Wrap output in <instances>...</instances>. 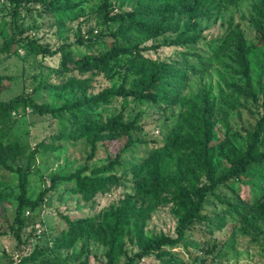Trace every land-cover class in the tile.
Segmentation results:
<instances>
[{
	"label": "trees",
	"instance_id": "obj_1",
	"mask_svg": "<svg viewBox=\"0 0 264 264\" xmlns=\"http://www.w3.org/2000/svg\"><path fill=\"white\" fill-rule=\"evenodd\" d=\"M85 1L7 0L13 6L10 30L17 32L3 37L0 53L10 56L23 48L26 54L34 56L58 54L56 68L39 78L32 76L36 82L33 90L44 89L56 96L67 95L62 104L38 103L32 93L23 91L2 99V92L7 89L3 81H11L13 76L0 74V166L17 175L14 223L18 228L15 234L20 237L19 229L26 210L36 212L47 192L58 184L70 186L71 191L81 196L84 202L107 193L120 180L117 173L122 154L134 144L147 145L150 141L153 145L148 147L147 155L131 167L134 193L96 215L75 218L65 215L66 227L56 243L64 249L78 246L73 259L78 260L85 255V263L89 256V253L85 254V247L94 241L105 247V262L101 264H134L149 255H154L161 264H177L171 257L179 253L172 249L182 246L191 252L192 244L187 242V233L203 221L214 224V219L205 212L209 195L215 196L216 190L229 182H237L238 188L247 185L248 179L263 188L264 0H249L247 13L241 16L252 29V35L248 34L247 27H242L241 22L230 16L224 34L212 41L213 58L224 56L226 61L221 62L224 71L239 75L241 79V83H224L228 94L224 97L222 92L225 90L221 89V110L211 90L205 86L195 92L184 93L191 76L205 73L211 66L212 60L208 56L196 52L195 48L181 51V64L176 65L177 62L158 60L145 53L156 51L161 44L143 43L151 38L175 34L164 43L185 49L194 47L203 37L204 27L199 26L201 19L217 17L244 0H121L126 1L129 8L118 11H114L111 0H98L100 3L93 10V17L107 30L100 28L97 36L110 38L106 49L99 52L91 51L93 37L90 36L98 24L87 30L90 35L86 37L78 28L75 40L54 50L48 44L40 43L33 34L25 32L21 10L28 11L41 5L62 26L66 21L83 15ZM90 19L91 16H85L82 22ZM57 31L59 36H63L64 31ZM74 45L83 46L86 51L78 53ZM258 50L261 51L258 56L261 63L255 58ZM256 64L259 67L254 73ZM96 76H103L107 81L116 78L117 83L89 92ZM49 77L63 80L54 83L49 81ZM254 82L258 90L254 88ZM117 97L122 99V109L102 119L97 109ZM249 101L256 108L247 105ZM143 102L150 103L161 112L180 107L174 124L158 145L152 139L147 141L137 136L143 131L141 117L144 111H124L129 103L136 107ZM240 108L248 111L251 120L233 130L227 118L234 110L241 117L240 111L236 112ZM26 110L41 116L50 115L61 123L64 120L70 129L52 138L81 140L88 148L82 166L52 174L49 184L35 197L28 195L31 160L41 148L57 147L40 140L26 152V145L20 141L5 140L14 118ZM13 114L16 116L12 117ZM218 114L222 115L223 121L217 117ZM218 121L223 127L221 138L216 131ZM101 151L108 153L103 160L98 159ZM23 155L26 156V166L18 164L13 168V163ZM11 195L0 189V200ZM242 202L250 203L244 199ZM250 204L249 210L243 204L227 202V211L243 221V231L247 228L256 230L258 222L264 224V193ZM160 206H168L176 219L174 235L150 234L145 229L147 218ZM223 244L221 241L220 247ZM215 247L217 243H212L206 250L213 252ZM65 261L46 254L42 248H34L27 254L9 259L6 264H66ZM200 264H205L204 260Z\"/></svg>",
	"mask_w": 264,
	"mask_h": 264
},
{
	"label": "rangeland",
	"instance_id": "obj_2",
	"mask_svg": "<svg viewBox=\"0 0 264 264\" xmlns=\"http://www.w3.org/2000/svg\"><path fill=\"white\" fill-rule=\"evenodd\" d=\"M249 0L241 1L237 6L232 7L230 10L225 11L217 17L210 19L203 18L200 20V27H204L202 38L194 47L185 49L182 47H175L166 45L175 34H166L156 38L146 40L143 44H161L156 50H148L145 53L152 58L158 60H166L171 62L180 63V52L186 50H194L202 53L209 58L211 66L205 73L192 75L190 80L186 83L184 93L189 94L195 92L200 87L205 86L210 89L216 98L219 110L223 108L219 99L221 94L225 97L228 94L225 82L235 81L241 83L239 75H233L224 71L221 62H225L224 56L217 59L213 58L211 54L212 41L221 37L227 29V20L232 16L236 21L241 22V26L246 28L249 35L253 34L252 29L247 26V22L242 20L241 16L247 13ZM100 2L98 0H87L84 3L83 15L75 20H68L64 25L60 26L55 20L51 12L44 10L41 5H36L30 10H21V15L24 17L22 20L23 26L26 28L25 32L33 34L40 43L48 44L51 50H54L65 42H72L75 40L78 28L81 33L88 36L87 30L92 26H96L97 18L93 17V10ZM111 6L114 11L128 9L129 5L126 1L111 0ZM91 19L88 22H82V19ZM13 18V6L7 0H0V42L3 37L9 36L10 20ZM20 22V20L18 21ZM100 24V23H99ZM96 27L93 31V44L91 51L99 52L106 49V44L110 41L109 37L97 36V31L100 28L107 30L104 24ZM183 24V23H182ZM181 24V25H182ZM183 25L181 26V29ZM64 31L63 36H59L57 30ZM76 52H83L86 49L81 46L77 47ZM260 50L256 52V61L261 63L259 58ZM254 58V59H255ZM59 55H31L26 54L25 50L19 49L17 54L6 56L0 53V74L13 76L11 81L5 79L3 84L7 87L1 94L2 99H7L19 92H30L32 97L38 103L49 104H62L66 98V94L59 96L48 93V90H36L34 86L36 82L32 76L36 75L38 78L51 72L58 66ZM259 66L254 67L256 73ZM53 76V75H51ZM78 76V75H77ZM50 82H60L61 78L49 77ZM115 78L112 81H107L103 76H96L94 85L89 89V92H97L103 87L117 83ZM254 88L258 90L257 83L254 82ZM225 91L221 93V89ZM260 102H257V104ZM250 107L256 108L251 101L247 102ZM122 109V99L115 98L112 102L100 106L96 112L102 119L116 114ZM137 109L144 111L141 121L143 124V131L137 133L139 138L147 141L154 140L158 145L167 136L168 130L174 124L177 118L180 107L176 106L172 109H167L161 112L157 107L148 102H143L134 107L132 103L127 105L124 109L125 112H135ZM228 115V122L232 129L238 128L239 125L248 123L250 115L246 109H238ZM16 115H12L15 117ZM217 117L223 121L222 115L218 114ZM218 136H223V127L221 121L217 123ZM70 127L63 120L54 119L50 115H38L36 113L26 110L24 113L17 115L14 118L12 126L5 140H18L26 145V152L40 140H45L56 149L50 148L44 150L41 148L38 153L31 160V173L29 175L28 195L35 197L38 191L49 184V178L54 173H64L66 170H73L83 165L88 148L84 145L83 141H70V140H56L52 136L60 133L61 131L67 132ZM153 144L149 141L148 144H134L126 152L122 154L121 165L118 169L117 176L120 180L115 184L107 193L98 195L90 202H84L82 197L74 194L71 187L66 184H58L46 194V198L42 204L39 205L36 212L26 210L24 222L21 224L19 233L20 237L17 238L15 229L18 228L14 223L15 208L17 205V175L13 171L0 166V189L5 192L12 193L11 196L4 200H0V264H6L11 258H17L21 254H27L34 248H42L46 254L54 256L60 260H66V264H101L105 262L103 252L105 247L94 241L87 243L85 252L89 253L88 262H84L83 255L80 259L74 260L73 254L78 251L76 248L64 249L58 246L57 239L61 235V231L66 227L64 216L70 218L96 215L104 208L117 205L118 201L125 197L131 196L134 193L133 187V174L131 167L140 163V160L147 155L148 147ZM106 151H101L98 157L103 160L107 156ZM96 159V160H98ZM20 164L25 167L26 156H20L16 162L13 163V168ZM247 185H241L238 188L237 182H229L227 185L220 186L215 196L209 195L205 205V212L209 218L214 219V224L209 225L203 221L195 225V228L187 233V242L191 245V252H187L182 246L172 249L173 252H178L179 255L172 256L171 259L177 264H200L204 260L205 264H264V224L258 222L257 229L247 228V231L242 230L243 221L241 218L231 212L227 211V202H233L236 205L243 204L249 210L251 209V202L262 196L264 193L257 183L248 179ZM247 200L250 203H243L242 200ZM29 211V212H27ZM251 213H249V216ZM219 224V227H216ZM176 227V219L171 215L168 206H160L152 211L146 220L145 229L150 234H171L174 235ZM223 242L220 247L219 243ZM217 243V247L213 252L206 249ZM202 246V249H201ZM130 248V245H129ZM191 253V254H190ZM168 258V257H166ZM134 264H161V262L149 255L136 261Z\"/></svg>",
	"mask_w": 264,
	"mask_h": 264
},
{
	"label": "built area",
	"instance_id": "obj_3",
	"mask_svg": "<svg viewBox=\"0 0 264 264\" xmlns=\"http://www.w3.org/2000/svg\"><path fill=\"white\" fill-rule=\"evenodd\" d=\"M28 212V211H27Z\"/></svg>",
	"mask_w": 264,
	"mask_h": 264
}]
</instances>
